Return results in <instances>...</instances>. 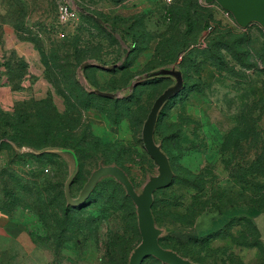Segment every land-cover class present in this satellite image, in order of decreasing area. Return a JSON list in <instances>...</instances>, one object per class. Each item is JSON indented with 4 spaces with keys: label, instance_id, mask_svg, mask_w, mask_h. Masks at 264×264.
<instances>
[{
    "label": "rangeland",
    "instance_id": "1",
    "mask_svg": "<svg viewBox=\"0 0 264 264\" xmlns=\"http://www.w3.org/2000/svg\"><path fill=\"white\" fill-rule=\"evenodd\" d=\"M60 3L0 0V93L7 83L13 91L37 86L32 98L0 102V264H131L142 238L127 187L110 174L87 186L107 167L121 169L138 197L163 179L143 136L157 101L179 84L162 71L181 74L182 85L148 134L172 172L150 205L158 245L190 264H264L252 248L264 232L262 24L242 27L206 0H72L77 18L61 23ZM5 26L37 50L39 78L4 49ZM96 89L118 97L77 103ZM46 99L61 114L70 110L67 125L80 141L90 135L81 169L71 150L11 142L17 119L9 117L19 113L31 117L23 140L42 144L53 116ZM142 264L169 263L151 255Z\"/></svg>",
    "mask_w": 264,
    "mask_h": 264
},
{
    "label": "water",
    "instance_id": "2",
    "mask_svg": "<svg viewBox=\"0 0 264 264\" xmlns=\"http://www.w3.org/2000/svg\"><path fill=\"white\" fill-rule=\"evenodd\" d=\"M208 3L217 2L222 8L231 12L238 24L242 27H247L251 22L258 21L264 27V0H206ZM102 23V21H100ZM89 63L82 65L83 68L87 67ZM159 74H169L177 75L180 77L179 84L171 89L168 93L164 94L155 104L151 110L148 119L144 126V141L148 149L149 154L155 160V162L160 167L163 172V179L161 181L150 184L144 191L141 197H138L134 191L132 184L130 183L128 177L125 173L116 167L101 168L96 171L90 178L87 186V191L89 192L99 176L104 174H110L122 182L128 189V192L139 211V223L142 242L140 247L137 249L131 264H142L149 256L154 255L159 259L163 260L169 264H190L189 262L181 259L176 254L162 249L157 242V239L152 230L151 216H150V205L152 201L153 194L161 189L169 187L172 183V172L167 165L166 161L153 149L152 145L149 144L148 134L156 116V113L161 105V103L177 92L182 85L181 74L175 71H162ZM132 89V87H131ZM94 94L108 99H115L118 97L117 94L108 93L101 91L99 89L92 91Z\"/></svg>",
    "mask_w": 264,
    "mask_h": 264
},
{
    "label": "trees",
    "instance_id": "3",
    "mask_svg": "<svg viewBox=\"0 0 264 264\" xmlns=\"http://www.w3.org/2000/svg\"><path fill=\"white\" fill-rule=\"evenodd\" d=\"M186 17L187 18L191 17L190 14L187 11H186ZM20 61L23 62V66L25 68L28 67V63L23 58H21ZM45 67L47 68L46 65H45ZM7 68H9V67H7ZM59 70H61V69H59ZM65 73H66V71H65ZM65 76L67 78H74V82L72 83V85L74 87H77V85L79 86V82L76 79V74L75 73H72L70 71V74H68V75L65 74ZM93 97H96V95L93 94V93L83 92L82 95L78 98L77 103L84 105V103L86 101L87 104H89L90 100ZM48 98H50L49 95H48L47 99ZM47 99L42 101V103H44L45 105L48 106V110L50 111V113H53V116L49 120L48 124L45 127V131H44L43 134L46 137H45V140L42 142V144L37 145V146L36 145H31V144H27L23 140L22 134L26 133V131H25L26 125H29V121H30L31 117L26 116V118L23 120V117L19 113H17L14 118L9 117L10 119H17V121H18V119H21L20 120L21 122L20 121H18V122L15 121V122H11L9 124L10 126L13 127V129L17 133V136L15 138H13L11 142L16 144V145H18L17 143H21V144H23V146L27 145L28 147L35 148L37 150H40V149L71 150V151H73L75 153V156H76V158L78 160V163H79V168L81 169L83 167L84 160L86 161V158L90 157L89 154H92L90 152L92 151L93 145H91L88 142L91 139L90 135L88 134V136L86 137L85 141H80L78 139V137L76 135H74V131L77 130V127H75V125H71V126H69V124L67 125V123H68L67 122V117L69 115L70 110L67 111L65 114H61V113H59L56 110L55 107L53 109H51L49 107L48 102L50 101V103H51V100L50 99L47 100ZM98 99H100V98L98 97ZM66 102H68V100H66ZM85 107H87V106H85ZM36 117H38V116H36ZM8 123H9V120L7 122V125H8ZM101 143L102 142L99 140L98 143H97V146L100 147V148H103V145ZM99 151H102V150L99 149ZM79 209L83 210V207H81ZM66 214H67V212L61 211V216L66 215ZM260 215H262V214L257 215L256 218L259 217ZM134 216H135V218H134L135 219V224H134L135 229H134V231H136V234H137L138 238H140L139 231H138L137 226H136V215H135V212H134ZM258 229L259 228L256 225V230H258ZM63 230H62V232H65ZM258 234H259V239H258L257 243L252 245V248H258L260 251H262L264 253V242L262 240V234H261L260 230L258 231ZM122 264H127V261L122 262Z\"/></svg>",
    "mask_w": 264,
    "mask_h": 264
},
{
    "label": "crops",
    "instance_id": "4",
    "mask_svg": "<svg viewBox=\"0 0 264 264\" xmlns=\"http://www.w3.org/2000/svg\"><path fill=\"white\" fill-rule=\"evenodd\" d=\"M3 38H4V49L15 52L20 58H23L27 63L29 67V74L35 75L36 77H40L39 68H38V53L35 47L31 45L29 42H23L21 41L17 35L15 34L14 30L8 27H3ZM31 77V76H30ZM35 79V78H34ZM38 81V79H35ZM40 80V79H39ZM8 84V83H7ZM5 86L3 84L2 92L0 93V102L5 105L7 101H14L19 102L24 99L32 98L34 95L37 94V86H34V89H29L28 86L24 87V90L22 91H13L11 88H8L9 85ZM49 95V94H48ZM261 216V215H260ZM257 217L256 220H258L261 217ZM258 225V223H257ZM259 226V225H258ZM260 229V227H259ZM262 240L264 242V232L262 230Z\"/></svg>",
    "mask_w": 264,
    "mask_h": 264
},
{
    "label": "built area",
    "instance_id": "5",
    "mask_svg": "<svg viewBox=\"0 0 264 264\" xmlns=\"http://www.w3.org/2000/svg\"><path fill=\"white\" fill-rule=\"evenodd\" d=\"M58 13L61 23H68L77 18V12L72 5V0H61Z\"/></svg>",
    "mask_w": 264,
    "mask_h": 264
}]
</instances>
